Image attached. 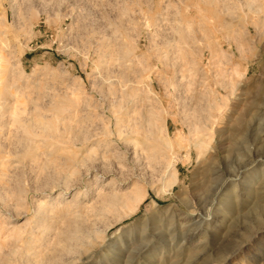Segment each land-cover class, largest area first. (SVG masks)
<instances>
[{
    "label": "rangeland",
    "instance_id": "374dc122",
    "mask_svg": "<svg viewBox=\"0 0 264 264\" xmlns=\"http://www.w3.org/2000/svg\"><path fill=\"white\" fill-rule=\"evenodd\" d=\"M115 235L101 264H264V0H0V264Z\"/></svg>",
    "mask_w": 264,
    "mask_h": 264
},
{
    "label": "bare ground",
    "instance_id": "6f19581e",
    "mask_svg": "<svg viewBox=\"0 0 264 264\" xmlns=\"http://www.w3.org/2000/svg\"><path fill=\"white\" fill-rule=\"evenodd\" d=\"M19 120V119H18ZM17 120V121H18ZM21 121V120H20ZM23 121V120H22ZM21 121V123H23ZM3 122V121H2ZM16 123V122H14ZM20 123V122H18ZM22 127L27 128L25 122L22 124ZM229 182V181H228ZM135 186V185H134ZM237 185H235L236 187ZM235 187H234V191H235ZM135 188L133 187V189H131V191L127 194H125L123 197H119L118 194H112V195H106L104 197H100V205L98 208V211L100 213V215H105L107 212L111 211L112 209H115L118 206H121L123 208H128L129 209V214L128 216H131L132 214L138 212V210L140 209L141 205L144 203V199L146 196V193L144 194L142 190V193L138 192V188L136 190H134ZM234 191L232 190V192H228L223 199H221L220 201H218L217 204H215V206L212 205V208L210 209L209 213H208V217L205 218L203 217V213H204V207L201 208V214L198 216V220L201 221L200 225L205 224V225H211L215 222V220L217 219V215L219 213H221L222 211V207L224 206V203L226 200L229 199V197L231 196H235ZM237 196V195H236ZM98 197V196H97ZM219 197V196H218ZM234 198V197H233ZM58 200H61L60 198ZM96 200V199H95ZM98 200V201H99ZM219 200V199H218ZM200 201V200H199ZM216 201V200H215ZM227 202V201H226ZM215 203V202H214ZM231 203V202H230ZM158 207V206H157ZM230 207V205H229ZM167 209V208H166ZM96 210V209H95ZM167 210H171V208H168ZM96 210V212H98ZM125 213V212H124ZM162 213V212H161ZM168 213V212H167ZM174 213V212H173ZM158 214L156 208L152 210V213L150 215H147L145 217V222H149V221H155V217ZM173 216V215H172ZM159 217V216H158ZM186 218H189L186 217ZM123 219V218H122ZM175 219V218H173ZM198 221V222H199ZM189 222V221H185V224ZM191 222V221H190ZM193 224V223H192ZM190 226V225H189ZM186 228V227H185ZM199 228V227H198ZM95 231H93L92 229H79L77 231H75L70 239V242L73 243H81V242H86L89 239H92L95 236ZM119 235V234H118ZM118 235L115 236H111L109 238V245L103 250V253L101 254V256L99 257V260L95 261V263L93 264H101V261L106 260V259H110L113 257L114 252L116 251L115 248H117V246L124 244L123 241V236L119 237ZM69 237V236H68ZM97 238V237H96ZM183 240V239H182ZM68 241V239H67ZM91 241V240H90ZM84 242V243H85ZM187 242V241H186ZM68 243V242H67ZM66 243V245H67ZM89 243V242H88ZM185 243V242H184ZM70 244V243H69ZM82 244V243H81ZM71 245V244H70ZM69 247H72V245ZM67 247V246H66ZM119 248H122L119 246ZM65 249V248H64ZM69 249V248H68Z\"/></svg>",
    "mask_w": 264,
    "mask_h": 264
}]
</instances>
